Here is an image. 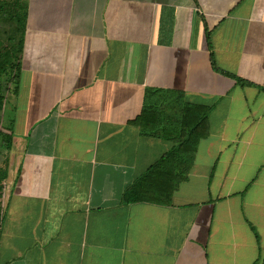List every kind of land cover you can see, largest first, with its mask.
<instances>
[{
    "label": "crops",
    "instance_id": "obj_1",
    "mask_svg": "<svg viewBox=\"0 0 264 264\" xmlns=\"http://www.w3.org/2000/svg\"><path fill=\"white\" fill-rule=\"evenodd\" d=\"M22 1L0 264H264V0ZM150 88L212 108L170 207L121 203L172 146Z\"/></svg>",
    "mask_w": 264,
    "mask_h": 264
},
{
    "label": "trees",
    "instance_id": "obj_2",
    "mask_svg": "<svg viewBox=\"0 0 264 264\" xmlns=\"http://www.w3.org/2000/svg\"><path fill=\"white\" fill-rule=\"evenodd\" d=\"M27 15L28 7L24 1L0 0V19L18 24L25 22ZM24 37L23 31L17 27L0 25V114L7 97L16 96L18 92ZM206 40L214 71L229 77L240 86H249L246 81L216 68L210 34L207 31ZM211 111V107L186 102L183 94L177 91L152 88L145 90L141 111L130 125L139 130L140 136L160 139L172 146L123 192L122 204L171 206L174 193L188 180L199 144L209 136L208 118ZM6 131L0 117V148L8 153L12 135ZM7 169L8 159L5 158L0 166V237L4 219L2 200L6 190Z\"/></svg>",
    "mask_w": 264,
    "mask_h": 264
},
{
    "label": "rangeland",
    "instance_id": "obj_3",
    "mask_svg": "<svg viewBox=\"0 0 264 264\" xmlns=\"http://www.w3.org/2000/svg\"><path fill=\"white\" fill-rule=\"evenodd\" d=\"M0 25L4 26V27H15V22L13 21H8L5 19H0ZM5 152L0 148V157L1 155H3ZM1 160V158H0Z\"/></svg>",
    "mask_w": 264,
    "mask_h": 264
}]
</instances>
